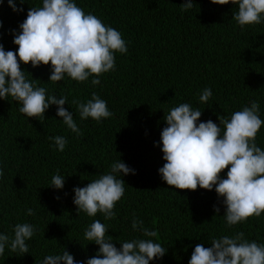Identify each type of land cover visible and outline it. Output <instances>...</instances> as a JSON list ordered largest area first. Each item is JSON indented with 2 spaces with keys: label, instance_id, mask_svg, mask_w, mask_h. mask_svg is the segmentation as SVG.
Instances as JSON below:
<instances>
[{
  "label": "trees",
  "instance_id": "obj_1",
  "mask_svg": "<svg viewBox=\"0 0 264 264\" xmlns=\"http://www.w3.org/2000/svg\"><path fill=\"white\" fill-rule=\"evenodd\" d=\"M74 2L118 30L128 52L116 54L115 71L104 74L96 86L91 78L77 83L67 76L52 83L50 64L36 68L21 64L27 78L37 80L48 95L68 97L64 107L73 113L83 135L67 128L55 105H50L41 123L21 114L11 98L0 99V167L5 174L0 180V233L14 235L17 223L37 229L26 241L29 253L6 247L0 264H42L47 255L62 254L64 249L86 264L99 249L84 238L94 219L108 226L117 248L122 241L144 238L132 229L133 213L145 227L157 231L152 239L167 249L150 264H188L196 244L210 247L213 237L238 231L250 241L264 243V213L229 229L223 198L214 188L198 187L188 193L170 188L158 171L166 163L160 144L164 116L180 103L201 110L200 121L211 119L219 125L218 116L230 118L256 100L264 119V23L241 29L232 19L238 6L211 0H193L195 6L188 11L181 10L185 0ZM32 6H42V0H26L22 12H14L7 0L0 3V44L5 51L18 49L12 30L20 31ZM206 87L212 97L204 104L199 96ZM92 92L107 101L112 117L100 123L80 119L71 101L74 97L86 101ZM57 135L68 140L63 152L48 139ZM256 143L264 150V126ZM119 159L136 174H121L125 195L116 204V218L105 220L101 214L89 217L84 212L78 216L73 189L108 173ZM57 170L65 176L63 189L50 186ZM226 173L227 169L223 178ZM214 205L220 207L219 214ZM29 208L34 216L26 214Z\"/></svg>",
  "mask_w": 264,
  "mask_h": 264
},
{
  "label": "clouds",
  "instance_id": "obj_2",
  "mask_svg": "<svg viewBox=\"0 0 264 264\" xmlns=\"http://www.w3.org/2000/svg\"><path fill=\"white\" fill-rule=\"evenodd\" d=\"M17 2L21 7H17ZM25 2L7 0L14 12H22ZM211 3L238 6L232 19L241 29L264 23V0H211ZM194 6L193 0H185L181 10L188 11ZM19 29V32L12 30L13 43L18 46L16 51H5L0 44V99L11 98L19 105L21 114L41 123L50 105H55L56 115L67 128L76 136H82L73 113L64 107L68 97L48 95V90L38 86L37 80L27 78L21 64H31L33 68L50 64L49 82L52 83L63 81L67 76L77 83H85L91 78V84L96 86L104 74L115 71L116 54H127L122 34L91 12L86 13L74 0H42V6L29 8ZM211 97L212 90L206 87L199 100L207 104ZM71 104L75 105L81 120L91 118L100 123L114 115L107 101L96 92H92L86 101L74 97ZM201 116L202 111L193 109L190 103H180L165 114L166 127L161 131L160 144L166 163L158 170L162 180L170 188L187 193L198 187L208 191L214 188L218 198H223V217L229 229L247 223L250 218H259L264 213V150L256 143L264 126L259 102L251 101L230 118L218 116L219 125L211 119L202 122ZM48 139L60 152L68 144L64 136ZM225 169L227 178L221 175ZM121 174L136 173L119 159L110 166L108 173L99 175L84 187H75L73 203L77 215L84 212L89 217L101 214L105 220L115 219L116 204L125 195ZM4 175L0 167V180ZM64 184L65 176L57 170L50 186L63 189ZM214 211L219 214L220 207L214 205ZM26 214L34 216L36 213L29 208ZM132 229L144 238L122 241L121 247L117 248L113 237L108 235V226L100 219H94L85 229L84 238L99 249L86 264H150L166 254L167 249L152 239L158 236L157 231L145 227L144 221L137 219L135 213ZM12 232L14 235L0 233V256L6 247L12 252L29 253L26 241L36 234V227L30 223H17ZM42 264L84 262H77L64 249L62 254L47 255ZM188 264H264V243L248 240L243 231L213 237L210 247L196 244Z\"/></svg>",
  "mask_w": 264,
  "mask_h": 264
}]
</instances>
